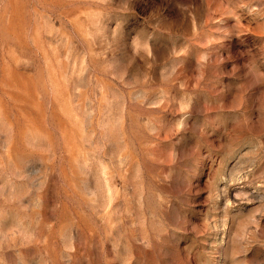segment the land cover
Here are the masks:
<instances>
[{"label": "rangeland", "instance_id": "obj_1", "mask_svg": "<svg viewBox=\"0 0 264 264\" xmlns=\"http://www.w3.org/2000/svg\"><path fill=\"white\" fill-rule=\"evenodd\" d=\"M0 264H264V0H0Z\"/></svg>", "mask_w": 264, "mask_h": 264}]
</instances>
